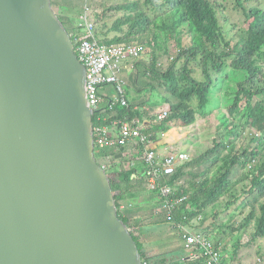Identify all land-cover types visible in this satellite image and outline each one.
Here are the masks:
<instances>
[{"label": "trees", "instance_id": "obj_1", "mask_svg": "<svg viewBox=\"0 0 264 264\" xmlns=\"http://www.w3.org/2000/svg\"><path fill=\"white\" fill-rule=\"evenodd\" d=\"M227 1L126 0L103 6V11L97 12L95 23L100 43H138L153 49L152 64L142 74L138 73L135 86L141 93L143 89L157 92L159 101L169 108L165 119L153 122L154 116L145 108L136 110L135 104L154 110L158 104L151 106V101L156 99L146 94L137 103L138 99H130L126 88L129 106L120 103L108 106L99 114L106 118L100 124L137 117L142 122L149 118L140 129L157 141L171 125L193 128L199 120H205L207 130L203 135L212 142L204 151L190 154L171 177H163L162 182L173 183L188 176L185 183L171 186L174 190L169 196L148 185L145 165H133L131 158L128 165L118 166L114 162L116 151L96 149L99 163L107 158L114 160L107 171L116 193L118 212L129 226L135 227L132 234L142 264H185L177 261L173 250L157 257L147 254L141 242L143 230L139 220L145 215H134L137 209L133 206L147 193L153 205L148 218H160L183 243L187 227L197 228L219 246L224 238L238 232L245 234L247 240L239 237L232 250L223 245L220 264H244V260L253 257L260 260L255 264L264 261V0L233 1L232 8L241 13L247 24L234 46L238 24L230 22L232 15L228 13ZM109 17L114 18L112 25ZM226 21L230 22L229 27ZM78 23H72L70 30L67 27L75 45L81 38ZM112 32L115 34L111 35ZM195 34L200 40L186 44V37ZM171 43L177 48L176 55L166 70H161L158 56H171ZM142 63L136 59V67ZM213 115L217 118L215 125L209 123ZM97 117L93 116L95 123ZM121 152L127 154L129 149L122 147ZM239 205L246 211L242 222L228 223L221 217V212L238 211ZM202 260L188 264H202Z\"/></svg>", "mask_w": 264, "mask_h": 264}, {"label": "water", "instance_id": "obj_2", "mask_svg": "<svg viewBox=\"0 0 264 264\" xmlns=\"http://www.w3.org/2000/svg\"><path fill=\"white\" fill-rule=\"evenodd\" d=\"M85 81L53 0H0V264H142Z\"/></svg>", "mask_w": 264, "mask_h": 264}, {"label": "built area", "instance_id": "obj_3", "mask_svg": "<svg viewBox=\"0 0 264 264\" xmlns=\"http://www.w3.org/2000/svg\"><path fill=\"white\" fill-rule=\"evenodd\" d=\"M85 0V5L80 14L78 29L81 38L75 45V51L85 68V86L89 95L90 107L97 113V122L94 124L95 146L98 149L117 150L121 146L138 147L140 144L149 145L150 136L144 133L140 127L144 121L140 119H120L115 120L110 125L100 124L106 120L101 114L105 111L104 105L113 107L120 103L123 106H129V100L126 93L128 82L125 81L126 70L132 71L136 68V60L141 57L145 51L142 44L119 43L104 45L97 38L96 23L91 20L89 12L91 11V2ZM113 86L116 95L115 98L106 92L104 87ZM155 121L162 120L168 115V110L155 112ZM185 155H169L157 160L155 152H150L145 157H140L148 166V185L151 188H160L162 194L169 196L173 193L170 185H161L160 178L163 175L173 174L178 167L179 158ZM182 182V181H181ZM134 231V228L131 229ZM190 245L200 247L204 250V256L207 257L208 264H219V252L215 250L212 242L200 235L188 238Z\"/></svg>", "mask_w": 264, "mask_h": 264}, {"label": "rangeland", "instance_id": "obj_4", "mask_svg": "<svg viewBox=\"0 0 264 264\" xmlns=\"http://www.w3.org/2000/svg\"><path fill=\"white\" fill-rule=\"evenodd\" d=\"M233 1L234 0H228L226 3L228 4L229 6V10H228V13L229 15L231 14V21H234V23H237L238 24V28L235 29V39L232 43V46H234L235 42L239 39V35L240 33L242 32V29L243 28H246L247 27V24L244 23V18L243 16L241 15V13L238 11V10H235L233 7ZM72 4H74V7L75 9H82L84 8V5L86 4L85 3V0H71ZM126 0H93L91 2V11L89 12V15H90V18L92 21L95 22V20L97 19L98 17V13L97 12H102L103 11V6L104 7H109V6H114L116 4H122V3H125ZM76 6H79L76 8ZM53 7H54V10L55 12L61 17L62 21L65 23L66 27H68V29L70 30L71 28V25L72 23L74 24L76 21H79V18H80V15L79 16H71L70 17H66L64 16V11L62 9L63 6H61L59 4V0H54L53 2ZM105 12V11H104ZM71 18V23L69 22ZM69 20V21H68ZM108 20L110 21V25H112V21L114 20V18H108ZM230 22H227L226 21V26L229 27L230 26ZM115 33H111V35H114ZM194 40H200L198 38V36L195 34L192 35L191 37H186L185 39V42L186 44L189 43L190 41L193 42ZM145 56H141L138 61L140 62H143L139 67H137L136 69L132 70L130 73H126L123 75L126 76L124 77L125 78V81L128 82V85H131V86H128L127 87V91H128V94L130 95V99H138L137 102H141V99L143 100L144 96L146 94H148L151 98H154L156 100H153L152 99V103H151V106H155L158 104L157 107H161V108H168V106H165L163 105L162 102L159 101L160 97L158 95L157 92H151L149 89H143L142 90V93L141 91L138 92L137 89L135 88V83H136V80L138 79V73H143L147 67L151 66L152 64V61L150 59L151 57V52H153V49L151 47H146L145 46ZM170 49H171V56H158V67L161 69V70H166V68L169 66L170 62L172 61V57H174V55H176V52H177V48L175 47L174 44H170ZM133 86V87H132ZM104 89H106L105 91L108 92L111 97L115 98V95H116V91L114 89L113 86L109 85L107 87H104ZM157 109H160V108H157ZM216 121H217V118L215 115H213L210 120H209V123H211L212 125H215L216 124ZM206 127H205V120H199L198 123L192 128L191 126H183V125H180V126H177V127H172L171 125V128L165 133V135L163 136L161 134V144L162 146H166L168 149L167 151H170V149H175L176 151H186V152H189L190 154H196V153H199L200 151H204L205 148L210 144L212 143L210 138L204 136L203 134L205 133L206 131ZM245 142H247L248 140H244ZM255 144H252V146H254ZM131 156L129 154H126L124 156H122L121 158L117 159V161H114L113 159L112 160H109V161H106V164L111 168V164L112 162H117L116 164L118 166H121L122 164H125V165H128L129 162H131ZM109 168V169H110ZM237 206V205H236ZM239 208L241 209H238V211H235L234 212H231L230 214H227L226 212H221V217L224 218L225 221H227L228 223H240L242 222L244 219H245V215H246V211L244 212L243 211V206L240 207L239 205ZM245 210V209H244ZM221 221V220H220ZM166 226L165 225H162L160 226V228H155L156 231H159V233H163V231H160V230H163L165 229ZM144 232V231H143ZM155 232V231H153ZM175 232V231H174ZM163 234H167L168 237L169 236H174L175 239H177V233H173V232H170L168 233L167 230H164V233ZM160 235V234H158ZM162 235V234H161ZM213 236L215 237V234H213ZM246 235L245 234H240L238 232H235V233H232L230 234V236L228 238H224L223 241L226 242V245L228 246V248L230 250H232V246H233V243L240 237H245ZM221 239L223 238L222 236H219ZM244 240H247V238H244ZM162 243L160 241H158L155 245H154V248H153V251L155 253V256L159 255V248L161 247ZM248 248L249 251H252V248L251 247H246ZM186 253H189L190 249L187 248L185 249ZM248 253V252H247ZM179 261V259L177 260ZM259 258H251L249 260H244V264H255V263H258ZM185 263V260L183 261ZM238 262L234 263V264H237ZM259 264H264V261H261V263Z\"/></svg>", "mask_w": 264, "mask_h": 264}, {"label": "clouds", "instance_id": "obj_5", "mask_svg": "<svg viewBox=\"0 0 264 264\" xmlns=\"http://www.w3.org/2000/svg\"><path fill=\"white\" fill-rule=\"evenodd\" d=\"M82 13V12H81ZM145 47V46H144ZM146 50V49H145ZM143 53H145V51L143 52ZM142 53V54H143ZM142 56V55H141ZM139 59V58H138ZM137 59V60H138ZM172 59H173V57H172ZM132 61H135L136 62V60L134 59V60H132ZM137 68V67H136ZM135 68V69H136ZM128 71V70H127ZM131 72V71H130ZM126 76V75H125ZM128 87V86H127ZM135 88H136V86H135ZM136 100V99H135ZM142 101V100H141ZM136 102H137V100H136ZM137 103H140V102H137ZM103 105H104V108H105V110L107 109V107H108V105H107V102H105V103H103L102 104V107H103ZM142 108H145V110L148 112V114L150 115V116H154L153 117V122H159V121H161V120H158V121H155V117H156V114H155V112H158V111H162V110H168V114H169V108H161V107H156V109H152L150 106L148 107V106H137V104H135V109L136 110H142ZM157 108H160V109H157ZM104 112V111H103ZM102 112V113H103ZM94 115H97V113L95 114V112H94ZM93 115V116H94ZM168 116V115H167ZM166 116V117H167ZM165 119V118H164ZM148 120H151V119H149V118H147V119H145L144 120V122H148ZM163 120V119H162ZM94 124H95V122H93V133H94ZM142 126H143V124H142ZM141 126V127H142ZM140 127V128H141ZM143 131V130H142ZM144 132V131H143ZM144 133H146V132H144ZM146 134H148V133H146ZM149 136H150V141H151V143L149 144V145H144V144H140L138 147H131V146H121L120 148H118L117 150H114V151H116V160L117 159H119V158H117V155H119V154H123L122 156H124V155H126V154H124V153H122L121 152V148L122 147H125V148H127V149H129V153H127V154H129L130 156H131V158L133 159V162H132V164L133 165H136L137 163H140V164H143V165H145L144 167H145V174H146V176H147V180H149V177H148V174H147V171H148V166L146 165V163H144L143 162V160H141L140 159V157L142 156V157H145L146 155H148V153H150V152H155L156 153V156H157V160H160L162 157H165V156H169V155H181V154H183V155H185V157L184 158H179V160H178V167H177V169H176V171L179 169V167H181L183 164H185V162L189 159V157H190V153L189 152H186V151H176L175 149H170V151H167V147L166 146H162V144H161V142H159V141H161V140H153V139H151V135L150 134H148ZM163 136L165 135V133L164 134H162ZM94 138H95V135H94ZM96 146H95V154H96ZM121 158V157H120ZM108 160H105L104 161V163H99V164H101L106 170H108L110 167L106 164V161H109V160H112V159H109V158H107ZM176 171L173 173V174H175L176 173ZM107 173H108V171H107ZM109 174V173H108ZM173 174H170V175H163L161 178H160V183H161V185H170V186H178L179 184H183V183H185L186 182V180H187V177L188 176H183V177H181V178H178V179H176L173 183L172 182H168V183H164V182H162V179H163V177H165V176H169V177H171ZM135 176V175H134ZM182 181V182H181ZM127 225H128V223H127ZM128 227H129V229H130V231H131V233H133L134 231H132L131 229L132 228H135V227H133V226H129L128 225ZM185 230V232H186V234H185V237H186V239H185V242L183 243V245H184V249H187V248H189L190 249V251H189V253H186V251H184L185 252V254L183 255V257H182V261H184L185 260V262H191V261H195V260H199V259H204V260H202V261H200L202 264H208L207 262H206V260H207V257H205L204 256V250H202L200 247H196V246H194V245H190V243H189V241H188V238L189 237H191V236H197V235H200L201 237H204V238H206V239H208L210 242H212V244H213V246H214V248H215V250H217L218 252H219V254H220V250L222 249L221 247L223 246V245H226V242H224L223 244H222V246H219L218 244H217V242L214 240V239H212V238H210V237H208L205 233H202V232H200L197 228H190V227H187V228H185L184 229ZM133 235V234H132ZM220 264V263H219Z\"/></svg>", "mask_w": 264, "mask_h": 264}, {"label": "crops", "instance_id": "obj_6", "mask_svg": "<svg viewBox=\"0 0 264 264\" xmlns=\"http://www.w3.org/2000/svg\"><path fill=\"white\" fill-rule=\"evenodd\" d=\"M59 4L63 6L62 9L64 11V16L66 17H70V15L79 16L82 12V9L77 8L79 6H76L77 9H75L74 4H72L71 0H59ZM127 73H130V71H127ZM149 194L150 193H147L146 196L142 198L140 197V199L137 200V202H133L134 208L137 209L135 210L134 215L136 216L145 215L144 218L141 217L139 219L141 220V223H142L140 224L141 226L140 230L144 231V232L142 231L143 234H141V242H143V244L145 245L146 247L145 250L150 257H157L155 256L153 248H154V245L158 241H160L162 245L159 248V250H161L159 251V254L163 255L164 253H167V251L173 250V253H175L177 257L176 259L177 260L179 259L178 262H183L182 257L185 254V252L182 251V249H184L183 242L181 240H178V237L177 239H175V237L172 235L168 237L167 234H163L164 230H167L168 233L173 232L168 228L160 230V231H163V233H159V231L155 230V228H160V226L163 225L160 221L161 220L160 218H156L154 216L150 219L148 218L150 214V210L153 208V205L149 202V198H150ZM172 258L173 256L171 258L169 257L170 259L169 262L172 261L171 260ZM185 264H188V262H185Z\"/></svg>", "mask_w": 264, "mask_h": 264}]
</instances>
